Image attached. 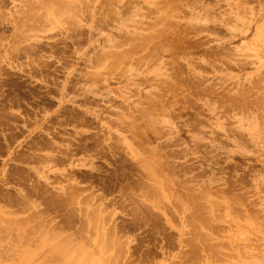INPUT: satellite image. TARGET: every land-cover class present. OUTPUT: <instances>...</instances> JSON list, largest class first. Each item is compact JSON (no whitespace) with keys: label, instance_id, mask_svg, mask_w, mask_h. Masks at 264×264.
<instances>
[{"label":"rangeland","instance_id":"1","mask_svg":"<svg viewBox=\"0 0 264 264\" xmlns=\"http://www.w3.org/2000/svg\"><path fill=\"white\" fill-rule=\"evenodd\" d=\"M22 263L264 264V0H0Z\"/></svg>","mask_w":264,"mask_h":264},{"label":"bare ground","instance_id":"2","mask_svg":"<svg viewBox=\"0 0 264 264\" xmlns=\"http://www.w3.org/2000/svg\"><path fill=\"white\" fill-rule=\"evenodd\" d=\"M85 54V53H84ZM94 75V73H92V76ZM96 75V74H95ZM97 76V75H96ZM93 78H94V76H93ZM96 79V78H95ZM93 80V79H92ZM98 80V79H97ZM94 82V81H93ZM99 212V211H98ZM100 213H101V211H100ZM103 213V212H102ZM27 258H29V257H27ZM25 261V260H24ZM28 262V261H27ZM23 264V263H22Z\"/></svg>","mask_w":264,"mask_h":264}]
</instances>
